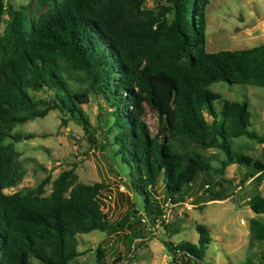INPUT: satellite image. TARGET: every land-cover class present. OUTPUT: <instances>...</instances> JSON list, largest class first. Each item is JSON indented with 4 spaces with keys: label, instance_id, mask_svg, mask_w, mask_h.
Listing matches in <instances>:
<instances>
[{
    "label": "trees",
    "instance_id": "1",
    "mask_svg": "<svg viewBox=\"0 0 264 264\" xmlns=\"http://www.w3.org/2000/svg\"><path fill=\"white\" fill-rule=\"evenodd\" d=\"M144 3L34 0L32 7L8 5L2 13L0 0V264H72L81 253L76 247L78 234L97 230L109 235L122 226L126 229L122 244L130 253L134 239H141L135 243L140 246L151 233L134 208L112 221L100 200L106 185L78 181L73 168L61 170L52 179L46 175L33 187L4 192L24 174L14 143L34 137L15 127L57 111L60 125L71 121L90 135L81 108L89 95L102 96L110 106L102 122L105 142L114 131L109 143L129 167V184L142 195L150 223L161 212L153 196L161 176L164 193L173 203L190 197L185 188L199 175L205 187L197 199L229 197L245 181L221 177L230 164L249 168L254 186L260 184L264 160L245 154L232 139L243 137L264 147V134L249 128L250 112L244 100H224L216 112L213 102L220 97L208 86L224 81L264 87V42L207 52L208 0H158L154 7ZM39 7L43 10L37 12ZM41 88L50 92L47 99L35 97ZM140 97L156 115L154 132L143 119ZM209 148L222 155L216 165L201 152ZM262 193L264 188L247 198L254 213H264ZM174 219L159 227L176 230L171 226ZM194 228L196 244L163 241L170 264H199L209 237L202 224ZM248 239L262 241L264 223L250 219ZM119 255L116 252L106 263L105 246L97 245L93 264H118ZM240 264L260 263L245 260Z\"/></svg>",
    "mask_w": 264,
    "mask_h": 264
},
{
    "label": "rangeland",
    "instance_id": "2",
    "mask_svg": "<svg viewBox=\"0 0 264 264\" xmlns=\"http://www.w3.org/2000/svg\"><path fill=\"white\" fill-rule=\"evenodd\" d=\"M157 1L145 0L144 5L154 7ZM1 3L4 13L8 5L17 7L18 4L27 3L32 7L34 0H1ZM41 10L42 7L36 9L37 12ZM32 14H35V11ZM2 27L3 24H0V31ZM204 33V50L207 52L243 49L263 43L264 0H208L205 6ZM208 88L220 97L213 102L216 112L224 100L246 101L250 112L249 128L258 134H264V87L217 81L211 83ZM34 94L36 98L47 99L50 96V92L44 88ZM139 103L143 107L144 121L150 131L154 132L157 127L156 115L147 109L141 97ZM81 108L88 118L90 135L71 121L60 125V114L57 111H49L42 118H34L15 127V131L32 133L34 137L14 143L18 151V162L24 174L17 183L4 192L12 193L25 187H33L46 175L52 179L61 170L73 168L78 181L101 182L106 185V189L101 192L100 200L102 210L112 221L123 218L124 214L133 208L137 211L136 215L144 214L143 197L133 192L129 184V167L121 163L115 151L116 146L109 143L114 131L105 142L102 122L107 118L110 106L102 96L89 95L87 102L81 104ZM203 115L207 121L210 120L206 113ZM232 143L241 147L245 154L264 160V147L251 139L237 137L232 139ZM201 152L209 159L211 165H216L222 158L221 153L213 148ZM249 170L235 164L225 166L221 177L231 179L235 183H239V179L243 178L245 179L243 185L234 189L230 196L223 200L205 202L197 199V193L204 191L205 187L204 184L201 185L200 182L203 180L199 175L184 191L185 195L194 198L188 209L183 206L173 208L172 216L175 219L171 226L177 229L165 231L161 226L147 236L142 245L135 246V243H131L133 251L128 258L125 256L130 249L127 251L122 244L121 235L126 231L123 226L109 235L97 230L78 234L76 247L81 253L75 256L71 263L93 264L94 247L104 245L106 263H110L113 254L119 252L118 264H170V254L163 241L172 244L188 241L196 244L198 233L194 225L202 224L208 231L209 242L199 264H240L245 260L264 264V239L260 242L248 239L250 219L264 223V213H254L247 204V198L255 190L262 191L264 188V174L256 187L252 178L248 177ZM161 180L162 176L156 181L153 194L160 211L170 203ZM120 186L123 187V191L118 189ZM48 191L47 184L45 194ZM262 195L264 197V193ZM153 213L156 211L153 210ZM139 226L141 225L138 224L137 227Z\"/></svg>",
    "mask_w": 264,
    "mask_h": 264
},
{
    "label": "built area",
    "instance_id": "3",
    "mask_svg": "<svg viewBox=\"0 0 264 264\" xmlns=\"http://www.w3.org/2000/svg\"><path fill=\"white\" fill-rule=\"evenodd\" d=\"M118 189L120 191H123V187L122 186L118 187ZM106 197L108 199L109 198V195H107ZM192 201H193V198L192 197H188L183 202H176V203L170 202L166 208H164V209L161 210V213L159 215H157V216H155V217H153L151 219V221H152L151 223L149 222L150 220L147 218V216H145L144 214L138 215V219H139V221L141 223L147 225L148 230L151 231V233H149V235H151V234L154 233V231L157 228H159L161 222H168V221H170V220H172L174 218V216H172V215L174 213L173 208L175 206H179V207L180 206L181 207L183 206V208L185 207L186 209H188V207L190 206V204L192 203ZM149 235H146L142 239L144 240ZM139 240H141V239H138V238L137 239H134L132 243L134 244V243L138 242ZM131 246H132V248H131V252H132L133 251V245L131 244ZM131 252L127 254V257H129V255L131 254Z\"/></svg>",
    "mask_w": 264,
    "mask_h": 264
}]
</instances>
